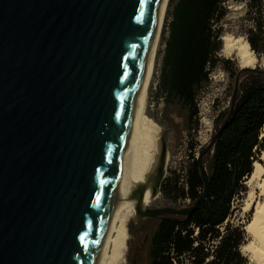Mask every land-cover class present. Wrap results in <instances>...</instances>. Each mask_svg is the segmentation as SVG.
<instances>
[{
	"label": "water",
	"instance_id": "1",
	"mask_svg": "<svg viewBox=\"0 0 264 264\" xmlns=\"http://www.w3.org/2000/svg\"><path fill=\"white\" fill-rule=\"evenodd\" d=\"M161 2L0 0V264L98 263ZM245 72L264 74L237 72L228 116L196 157L201 197L186 209L136 205L132 223L188 217L204 201L202 158L228 127ZM164 180L159 166L152 199Z\"/></svg>",
	"mask_w": 264,
	"mask_h": 264
},
{
	"label": "trees",
	"instance_id": "2",
	"mask_svg": "<svg viewBox=\"0 0 264 264\" xmlns=\"http://www.w3.org/2000/svg\"><path fill=\"white\" fill-rule=\"evenodd\" d=\"M247 1L254 22L247 41L252 51L260 54L264 51L263 0ZM223 3L224 0L168 2L159 89L166 103L177 102L188 112L190 121L198 120L197 91L208 82L210 71L218 63L222 43L217 25L225 16ZM243 76L228 127L211 155L205 199L190 216L182 220L167 217L159 222L148 250L150 264H185L186 260L190 264H247L240 252L242 229L224 226L233 201L245 192L243 183L264 149V139L260 138L264 127V74L247 72ZM193 149L192 146L189 151ZM189 158L185 177L166 179L161 192L193 205L204 191V182L192 152Z\"/></svg>",
	"mask_w": 264,
	"mask_h": 264
},
{
	"label": "rangeland",
	"instance_id": "3",
	"mask_svg": "<svg viewBox=\"0 0 264 264\" xmlns=\"http://www.w3.org/2000/svg\"><path fill=\"white\" fill-rule=\"evenodd\" d=\"M247 2V0H224L223 7L225 16L217 25L222 43L221 50L217 55L218 63L216 67L210 71L208 82L203 84L197 91L196 102L198 106V120L194 119L190 121L188 112L177 102L171 104L166 103L159 89L161 57L162 51L164 50L161 31L155 75L149 94L148 115L160 127V139L165 144L166 151L169 155L164 182L168 178L185 177L187 168L191 162L189 158L190 153L192 152L196 158L199 153L204 151L228 116L235 91L236 75L240 68L233 56L224 55L222 51V38L231 36L235 39L241 38L247 41L248 33L254 27L253 14L250 12V6ZM254 55L257 59L254 69L264 71V51L260 54L254 53ZM245 73L240 75L239 83L245 78V76H243ZM196 121H198L197 127L195 126ZM260 138L264 139V127L262 128ZM192 146L194 149L190 152L189 148ZM263 151H261V154ZM211 155L212 153H207L202 158V164L206 171L210 164ZM257 162L260 161L258 160ZM247 179L243 183L245 192L241 193L239 197L233 201L231 215L224 224V226L229 224L242 229L244 240L241 247L247 243L248 236L245 231V224L250 220V214H247L245 219H242L241 214L243 201L249 193V188L246 185ZM181 182H183V180ZM182 187L184 186H181V188ZM173 197L175 196L172 194V196L168 198L161 192L158 194L157 198L149 202L148 208L162 209L170 207L174 209H186L192 205L189 200L175 201ZM134 219L135 218H131L127 226L128 239L126 241L127 248L125 257L122 262L120 259L111 261L112 264H150L148 250L151 238L159 221L154 219H144L143 221L140 219L132 223ZM177 219L182 220L184 217H177ZM220 230L223 229L221 228ZM241 254L248 264L247 258L242 252ZM184 262L185 264H190L187 260Z\"/></svg>",
	"mask_w": 264,
	"mask_h": 264
},
{
	"label": "bare ground",
	"instance_id": "4",
	"mask_svg": "<svg viewBox=\"0 0 264 264\" xmlns=\"http://www.w3.org/2000/svg\"><path fill=\"white\" fill-rule=\"evenodd\" d=\"M168 2L169 0H162L154 20L149 57L136 91L125 154L119 169L116 193L121 200L110 216L106 241L97 264H112L111 261L119 259L122 262L127 248V226L129 220L136 217V205L142 209L148 208L149 202L155 199L151 198V185L158 167L161 166L166 172L169 155L166 151L161 157V130L148 115V102ZM222 41L224 55L233 56L239 68L255 67L257 59L248 41L231 36L223 37ZM259 161L254 163L252 174L247 179L249 193L241 210L242 219L250 214V220L245 224L248 240L241 247L248 264H264V151ZM143 187L145 190L141 200H138L136 194L130 196L135 189Z\"/></svg>",
	"mask_w": 264,
	"mask_h": 264
},
{
	"label": "flooded vegetation",
	"instance_id": "5",
	"mask_svg": "<svg viewBox=\"0 0 264 264\" xmlns=\"http://www.w3.org/2000/svg\"><path fill=\"white\" fill-rule=\"evenodd\" d=\"M141 220H143V219H141ZM139 221V220H138ZM144 221V220H143ZM160 222V221H159Z\"/></svg>",
	"mask_w": 264,
	"mask_h": 264
}]
</instances>
